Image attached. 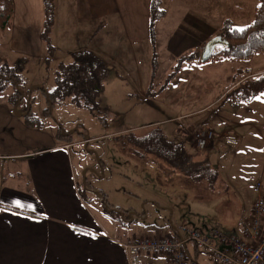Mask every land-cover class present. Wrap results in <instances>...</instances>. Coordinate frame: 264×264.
Masks as SVG:
<instances>
[{"label": "rangeland", "instance_id": "rangeland-1", "mask_svg": "<svg viewBox=\"0 0 264 264\" xmlns=\"http://www.w3.org/2000/svg\"><path fill=\"white\" fill-rule=\"evenodd\" d=\"M177 1L182 4L179 9ZM256 5L257 0H159L160 9L167 12L154 22L153 42L138 44L135 52L122 44V57H110L122 64V71L112 62L107 67L100 110L95 114L68 99L44 111L42 89L54 87V70L59 62H70L71 53L54 51L47 62L41 55H22L28 58L20 73L25 96L13 104L12 85L0 90V152L35 150L63 136L73 142L72 164L80 168L78 187L88 209L102 219L99 209L117 223V214L108 209L126 216L131 213L133 221L119 225L120 232L152 237L156 232L186 228L208 236L209 229L216 228L232 235L230 225L249 215L254 184L264 178V94L248 102H232L224 94L241 76L256 69L264 72V53L247 62L221 58L202 65L197 63L199 57H186L203 37L204 27L220 22L242 28L251 22ZM112 43L121 47L115 39ZM0 56L11 65L20 56L9 50L6 30H0ZM27 119H33L32 125ZM205 123L216 135L225 128L233 134L215 136L210 152L201 156L217 171L212 183L172 169L128 137L159 128L168 140H182L184 149L195 154L200 150L182 130L207 127ZM80 140L82 144H76ZM98 193L105 195L108 209ZM187 249L188 264H219L201 246L189 242Z\"/></svg>", "mask_w": 264, "mask_h": 264}, {"label": "crops", "instance_id": "crops-1", "mask_svg": "<svg viewBox=\"0 0 264 264\" xmlns=\"http://www.w3.org/2000/svg\"><path fill=\"white\" fill-rule=\"evenodd\" d=\"M12 1L14 12L10 26L5 29L9 50L20 56L41 55L43 59H53L47 55L40 37L44 24L43 0ZM175 3L177 8L182 5ZM53 15L50 40L54 51L59 53L88 49L110 67L116 60L110 57H122V44L135 52L133 47L145 41L149 43L150 0H54ZM97 26L100 29L95 32ZM221 26L219 22L204 27L203 37L190 51L216 35ZM114 39L121 47L112 46ZM114 65L122 71V64ZM256 70L234 80L227 89L257 75ZM8 108L5 107L7 112ZM205 126L211 129L207 123ZM225 135L233 134L225 128L216 138ZM184 140L191 142L189 138ZM58 141L52 140L35 150L0 152V264H129L122 245L131 236L123 230L120 232L119 225L126 226L123 224L133 220L127 215L128 221L117 223L98 209L100 219L88 209L78 187L80 168L72 164L73 142L63 136ZM82 142L76 141V144ZM67 143L70 146L64 148ZM211 148L208 145L205 152L194 150L192 157L206 160L201 156ZM249 217L250 213L239 224L230 225L232 234L240 235L242 224ZM173 232L176 229L167 233ZM163 234L156 232L152 236ZM141 260L144 264H171L164 254L154 257L142 254Z\"/></svg>", "mask_w": 264, "mask_h": 264}, {"label": "trees", "instance_id": "trees-1", "mask_svg": "<svg viewBox=\"0 0 264 264\" xmlns=\"http://www.w3.org/2000/svg\"><path fill=\"white\" fill-rule=\"evenodd\" d=\"M43 3L44 24L40 37L48 56H52L54 47L50 40V31L54 19V0H43ZM13 12L12 0H0L1 31L10 26ZM163 15L164 10L160 9L159 0H150L149 37L152 42L154 22ZM217 34L225 38L229 45L227 47H217L209 59L230 58L246 61L255 54L264 53V0H257L249 24L242 28L222 24ZM199 51L190 52L186 58L195 59L199 57ZM47 60L45 59V62ZM27 61L28 58L19 56L11 65L0 57V90L4 89L7 83L12 85L13 90L9 100L13 104H16L25 96L20 85V73ZM107 74V65L92 51L81 49L72 52L70 62H59L57 64L54 70V87L52 89H42L47 102L44 111H49L55 103L68 99L73 104L83 106L95 114L100 110L98 99L104 89ZM261 92H264V72L233 85L224 94V98H229L232 102H248ZM29 101L28 96L27 108L29 107ZM28 118L30 117L28 116ZM32 118L34 117L32 116ZM30 122L33 123V119H27V123L32 125ZM128 137L140 149H144L146 152L160 158L172 169L180 171L182 174H191L195 180L207 179L209 183H212L216 178L215 168L208 163L207 159H194L192 154L184 149L182 142L168 140L159 128L152 129L144 136L129 134ZM100 198L108 209L109 204L105 195L100 194ZM108 212L111 214L116 213L115 216L121 223L128 221L129 217L116 209H108ZM189 258L188 256V261Z\"/></svg>", "mask_w": 264, "mask_h": 264}, {"label": "built area", "instance_id": "built-area-1", "mask_svg": "<svg viewBox=\"0 0 264 264\" xmlns=\"http://www.w3.org/2000/svg\"><path fill=\"white\" fill-rule=\"evenodd\" d=\"M181 129V128H179ZM189 132V133H188ZM182 130L183 136H189L194 148L207 149L216 134L207 127L193 131ZM189 134V135H187ZM69 143L64 144L68 148ZM256 197L252 203L250 217L242 224L240 235L225 236L216 229H209V235L197 229H176V232L158 237L131 236L123 243L129 264H144L141 255L154 257L164 254L171 264H187V244L209 250L213 260L219 264H264V186L260 181L254 184ZM222 248H217L218 245ZM231 251V254H229Z\"/></svg>", "mask_w": 264, "mask_h": 264}, {"label": "water", "instance_id": "water-1", "mask_svg": "<svg viewBox=\"0 0 264 264\" xmlns=\"http://www.w3.org/2000/svg\"><path fill=\"white\" fill-rule=\"evenodd\" d=\"M229 43L225 38H223L220 34H216L212 37H210L208 40L205 41L203 44L200 54H199V60L200 61H206L209 59V57L214 53L215 49L219 46H228ZM100 195V193H98ZM129 217L132 219L131 213L128 214Z\"/></svg>", "mask_w": 264, "mask_h": 264}]
</instances>
